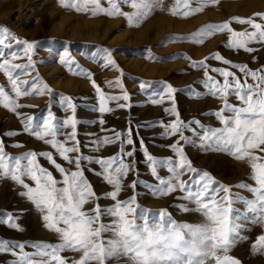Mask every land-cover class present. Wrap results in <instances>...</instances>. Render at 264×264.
Masks as SVG:
<instances>
[{"label":"snow or ice","instance_id":"6c2138e0","mask_svg":"<svg viewBox=\"0 0 264 264\" xmlns=\"http://www.w3.org/2000/svg\"><path fill=\"white\" fill-rule=\"evenodd\" d=\"M60 3L78 13L90 11L93 16L102 13L109 17H123L132 26L138 25L159 9L160 0H60ZM208 3H212V0H175L170 13L188 16L189 12L199 13ZM124 7H130L133 11L125 12ZM257 17L260 22L254 18H237L234 21L249 26L250 30L235 31L229 23L227 28L222 27L223 23L210 24L207 29H201L190 37L176 39L201 44L205 35L218 30L226 31L230 35L224 46L229 51L251 53L257 51L251 47L253 44L264 47V14H257ZM10 41L22 49L24 57L12 50ZM34 48V43L15 37L6 27L0 30V72L7 76L11 89L10 93L4 85H0V104L5 109L21 107L15 99L27 95L30 89L34 93L54 95L47 84L38 86L36 81L19 80L20 72L17 70L27 74V70L34 67ZM147 51L144 59L155 60L151 51ZM67 55L65 53L60 57L62 64L70 63L66 59ZM97 57H100L106 69L118 73L117 78L109 81L108 85L119 89L121 94L106 95L96 84L93 75L84 74L92 82L97 98L99 118L96 122L102 130L112 133L104 138L97 137L94 143L97 149L101 145L105 148L115 147V154L94 158L82 153L78 140L76 105L66 95H60L58 101V107L65 113L62 120L53 114L49 105L42 117L20 114L22 130L0 133V178L10 179L21 188L19 195L42 213L43 227L53 232L58 240L55 245L43 242L26 244L0 237V256L10 257L4 264H109V261L114 264H241L239 259L229 254L230 250L237 242L246 241L248 237L243 233L254 226L261 228V234L250 245L251 252L264 253V155H257V151L264 153V67L251 69L220 53L210 59L238 69L242 76L228 68L213 67L206 61L190 65L193 70L203 73L196 82L220 103L217 110L208 113L220 127L205 126L198 118L182 120L174 103L176 89L171 83L165 82L155 93L158 98H154L152 104L163 106L165 116L170 119L165 121L162 117L158 122L142 126L144 131L152 134L153 139L175 138L173 143L166 145L173 155L158 158L149 152L143 137H140L137 147L134 137L141 126L135 130L130 126L121 130L103 129L106 124L103 116L112 111L110 102L116 108H126L130 95L124 89L123 72L112 50L99 48L92 53L94 61ZM183 58L188 59L186 56ZM16 59H26L27 63H13ZM139 87L144 90L150 85L141 82ZM194 95L201 98L199 90ZM232 97H235L236 103L231 101ZM153 127H159L160 132H152ZM188 133L192 134L191 138ZM24 134L42 141L55 153L28 150L22 155L9 154L7 147H20L22 143L15 141L6 145L3 137L12 140L14 136ZM197 142L201 149L222 152L249 165V179L253 183L235 185L247 191L249 197L233 199L230 186L217 181L207 170L194 166L185 147ZM86 146L92 147L93 142L90 141ZM138 151L153 178V183L147 186L153 198H165L179 192V196H173L179 202L175 206L184 214L194 211L201 217L199 222H178L164 209L158 213L141 209L137 195L124 200L119 198L126 187L133 192L140 187L136 159ZM55 155L69 167L58 163ZM40 158L55 169L60 179L39 162ZM93 164L98 166V170L91 167ZM85 165L88 171L102 177L109 186V191L103 196L94 190L86 178ZM161 171L167 175L162 176ZM129 175L133 179L125 183ZM100 199H110L112 204L101 205ZM88 204L92 207L86 208ZM235 204L242 205V208H236ZM0 225L10 231L24 230L15 214L9 215L7 212L0 214ZM28 248L32 251H27ZM65 252L73 255L65 256Z\"/></svg>","mask_w":264,"mask_h":264},{"label":"rangeland","instance_id":"374dc122","mask_svg":"<svg viewBox=\"0 0 264 264\" xmlns=\"http://www.w3.org/2000/svg\"><path fill=\"white\" fill-rule=\"evenodd\" d=\"M174 3L175 0H160L158 5L160 10L154 11L138 25L129 26L123 17H109L102 13L93 16L90 11L78 13L62 6L60 0H0V30L6 27L15 37L35 44L32 52L34 67L27 70V74L17 70L20 72L19 80L36 81L38 86L47 84L54 93L53 96H49L46 93H34V90L30 89L27 95L15 99V102L21 106L18 109H5L0 104V133L8 130H22L20 114L27 113L42 117L46 114L49 105L53 114L62 120L65 113L58 107V101L60 95H66L71 97L76 105L78 140L82 153L94 158L115 154V147L105 148L101 145L97 149L94 143L97 137L104 138L112 133L102 130L101 125L96 122L99 118L96 111L98 102L92 82L86 79L84 74L93 75L96 84L106 95L121 94L119 89H113L108 85L109 81L117 78L118 73L106 69L100 62V57H97L95 61L92 59V53L99 48L112 50L114 59L123 72L124 89L130 95L126 108H116L114 103L110 102L112 111L103 116L106 121L103 129L121 130L130 126L135 130L141 126L138 135L134 137L137 147L140 137H143L151 154L158 158L173 155L166 145L173 143L175 138L153 139L152 134L144 131L142 127L146 123L158 122L162 117L165 121L170 119L165 116L163 106L152 104V100L158 98L155 93L165 82L171 83L176 89L174 103L182 120L198 118L205 126L220 127L217 121L208 115L217 110L220 103L217 99L211 98L207 90L196 82L202 78L203 73L193 70L190 65L206 61L213 67L228 68L242 76L238 69H232L221 61L210 58L220 53L233 62L244 63L251 69H258L264 67V47L253 44L251 47L257 51L251 53L243 50L238 53L229 51L224 45L230 34L219 30L211 35H205L201 44L176 38L190 37L201 29H207L210 24L223 23L222 27L227 28L229 23L235 31L250 30L249 26L234 21L237 18H254L260 22L257 14H264V0H212V3L205 4L199 13L189 12L188 16L172 15L170 12ZM123 11L132 12L133 10L130 7H124ZM232 35L235 37L236 34ZM10 43L13 45L12 50L17 51L20 57H24L22 49L17 47L14 41ZM147 50L151 51L155 60L144 59V56L148 54ZM65 53L68 54L66 59L70 61L69 64L60 62V57ZM185 56L188 59L183 58ZM12 62L21 65L27 63L26 59H16ZM217 79L221 78L217 77ZM141 82H148L150 87L141 90L139 87ZM0 85H4L11 93L7 76L3 72H0ZM197 90L201 98L194 95ZM231 101L236 103L235 97H232ZM152 132L159 133L160 128L153 127ZM188 135L192 137L191 133ZM3 140L6 145L15 141L22 143L20 147L6 148V151L13 156L22 155L28 150L55 153L50 146L44 145L42 141H37L27 134L16 135L12 140L4 136ZM90 141L93 142V146L87 147ZM185 152L197 169L207 170L217 181L230 186L233 199L241 196L249 197L247 191L235 187L241 182H247L249 185L253 183L249 179L251 173L248 164L237 161L222 152L201 149L198 147V142L186 146ZM257 155H264V153L257 151ZM54 158L62 166L69 167L58 155ZM136 159L140 187L135 192L126 187L119 195L121 200L137 195L141 209H148L152 213H158L159 210L164 209L178 222L200 221L201 217L194 211L184 214L175 206L179 202L174 200L173 196H179V192L165 198H153L147 187L153 183V178L146 170L139 151ZM39 162L52 171L57 179H60L59 174L47 161L40 158ZM91 167L98 170L95 164ZM160 174L167 175L164 171ZM85 176L101 196L109 191V186L103 182L102 177L88 171L87 165H85ZM132 179L133 176L129 175L125 183ZM20 191L21 188L10 179L0 178V214L5 212L9 215L15 214L24 229L20 232L10 231L0 225V237L23 241L26 244L43 242L55 245L58 242L57 236L45 230L42 213L36 210L33 204L27 202L26 198H22L19 195ZM99 203L111 205L112 201L100 199ZM234 206L242 208L240 204ZM85 207L91 208L92 205L88 204ZM259 234H261L259 226L251 227L250 231L243 233L248 239L237 242L229 254L239 259L241 264H264V253H252L250 249V245ZM27 251L31 252L32 249L28 248ZM63 255L72 256L73 254L65 252ZM9 260V256H0V264ZM109 264L114 262L109 261Z\"/></svg>","mask_w":264,"mask_h":264}]
</instances>
